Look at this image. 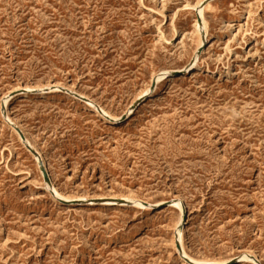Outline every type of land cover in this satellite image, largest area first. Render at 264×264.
<instances>
[{
  "label": "rangeland",
  "instance_id": "rangeland-1",
  "mask_svg": "<svg viewBox=\"0 0 264 264\" xmlns=\"http://www.w3.org/2000/svg\"><path fill=\"white\" fill-rule=\"evenodd\" d=\"M180 250L264 264V0H0V264Z\"/></svg>",
  "mask_w": 264,
  "mask_h": 264
},
{
  "label": "bare ground",
  "instance_id": "bare-ground-1",
  "mask_svg": "<svg viewBox=\"0 0 264 264\" xmlns=\"http://www.w3.org/2000/svg\"><path fill=\"white\" fill-rule=\"evenodd\" d=\"M207 1V0H206ZM209 1V0H208ZM201 7H200V5L197 7V18H198V20H196V27H197V30L200 32L199 34H200V40H201V45L203 44V42L205 41V39H207L208 38V36H207V34H205V32L203 31V27L205 26L204 25V20H203V8L202 9H200ZM182 11V9H178V11H177V14H179L180 12ZM177 14L175 15V17L177 16ZM175 17H173V19L175 18ZM204 45V44H203ZM198 52V51H197ZM196 56V55H195ZM195 62L194 63H192L191 65H188V67L187 68H183V70H179V71H172V72H169V73H166V74H164V75H161V76H152V79H151V83L153 84V85H156L159 81H165V82H173V81H175V80H177L178 78H179V76H181V74H189V73H191V72H194V71H196L197 69H198V67H197V63H196V60H194ZM191 62H193V61H191ZM184 76V75H183ZM54 87V86H53ZM52 87V88H53ZM154 89V88H153ZM70 90V89H69ZM150 92V91H149ZM152 95V94H151ZM5 105V104H4ZM134 106L135 105H133L132 107H131V109L128 111V113L124 116V117H120V118H118V117H114V116H111V115H109L108 113H106L105 111H99V109H98V111L96 112V114H100V116H102V118H103V120L106 122V123H110L111 125H113V126H119V125H121L122 123H124V121H126V120H128V119H130V117H131V115H132V111H133V108H134ZM99 116V115H98ZM26 142V141H25ZM37 153V152H36ZM39 154V153H38ZM37 154V155H38ZM41 154V153H40ZM37 157V159H38V162H39V164H40V166L41 165H44L43 167H42V170L44 169V170H46V171H48V167H47V165L45 164V158L42 156V155H38V156H36ZM43 174H44V172H43ZM49 176V175H48ZM46 187H48V185L46 186ZM50 187H52L51 185H50ZM50 187H48V189L49 190H51V188ZM53 188V187H52ZM52 194V193H51ZM54 194V193H53ZM55 195H56V199H57V201H64L65 203H68V204H75V202H81V201H77V200H72V199H70V198H67V197H64V196H62V195H60L57 191L55 192ZM104 199V198H103ZM122 199V198H121ZM82 200V199H81ZM105 201H104V206H120V207H126V206H128V205H130V204H134V205H136V206H142V205H140V204H138V203H140V202H135V200L134 201H130V200H126V199H122V200H118L117 198L116 199H114L113 197H111V198H107V199H104ZM97 201H98V199H97ZM138 201V200H137ZM83 202V201H82ZM86 202V201H85ZM88 202V201H87ZM172 208H174V209H179L180 211H181V219H180V223H182L183 222V219H184V217H185V209H184V206H183V204H182V200L181 199H177L176 201H174L173 203H171V204H169ZM169 205H167V206H169ZM146 206H148V205H146ZM134 207V206H133ZM156 207V206H155ZM158 207V206H157ZM161 207V206H160ZM135 208V207H134ZM180 223H179V225H180ZM179 225H178V227H179ZM180 228V227H179ZM181 230H177V233L175 234L176 235V237H174V241L178 244V246L179 245H181V241H182V238L183 237H181ZM180 247V246H179ZM248 256V255H247ZM180 259L182 260V262L185 264H205V263H200L199 261L197 262V261H195L194 259H192L190 256H188L186 253H185V251L184 250H182V252H181V250H180ZM242 259V258H241ZM249 259H251V261H253L255 264H260V261H257L256 259H255V257L254 256H251L250 255V258ZM235 261H237V260H233V259H229V260H227V261H224V262H221V263H218V264H233V263H235ZM241 261V260H240ZM246 261V260H245ZM237 262H239V261H237ZM251 263V262H250Z\"/></svg>",
  "mask_w": 264,
  "mask_h": 264
},
{
  "label": "water",
  "instance_id": "water-1",
  "mask_svg": "<svg viewBox=\"0 0 264 264\" xmlns=\"http://www.w3.org/2000/svg\"><path fill=\"white\" fill-rule=\"evenodd\" d=\"M43 171H44V173H45V175H46V179L49 180V179H48V176H47V172H46V170L43 169Z\"/></svg>",
  "mask_w": 264,
  "mask_h": 264
}]
</instances>
